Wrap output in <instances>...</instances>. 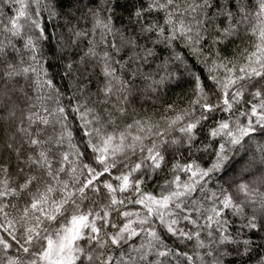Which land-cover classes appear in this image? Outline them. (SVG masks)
<instances>
[{"label":"snow or ice","instance_id":"1","mask_svg":"<svg viewBox=\"0 0 264 264\" xmlns=\"http://www.w3.org/2000/svg\"><path fill=\"white\" fill-rule=\"evenodd\" d=\"M0 264H264V0H0Z\"/></svg>","mask_w":264,"mask_h":264}]
</instances>
